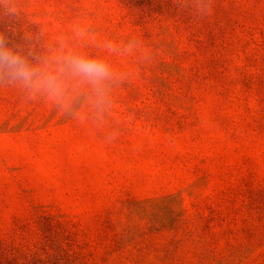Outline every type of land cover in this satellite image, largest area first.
<instances>
[{
	"label": "rangeland",
	"instance_id": "1",
	"mask_svg": "<svg viewBox=\"0 0 264 264\" xmlns=\"http://www.w3.org/2000/svg\"><path fill=\"white\" fill-rule=\"evenodd\" d=\"M14 4L9 46L43 55L63 37L117 80L102 116L86 87L67 110L0 85V236L29 208L62 220L64 252L105 228L101 264H264V0Z\"/></svg>",
	"mask_w": 264,
	"mask_h": 264
},
{
	"label": "clouds",
	"instance_id": "2",
	"mask_svg": "<svg viewBox=\"0 0 264 264\" xmlns=\"http://www.w3.org/2000/svg\"><path fill=\"white\" fill-rule=\"evenodd\" d=\"M211 0H197L196 11L211 15ZM0 15L14 19L18 15L14 0H0ZM76 38L83 39L86 30L75 28ZM130 43L126 51H131ZM108 52L119 49L111 42L105 45ZM117 76L111 65L103 58L89 56L75 50L65 38H60L59 47L48 49L47 54H24L9 46L0 34V85L18 86L30 95H43L59 107L70 110L80 99L78 89L86 87L97 116L110 107V90ZM76 93V95H74Z\"/></svg>",
	"mask_w": 264,
	"mask_h": 264
},
{
	"label": "trees",
	"instance_id": "3",
	"mask_svg": "<svg viewBox=\"0 0 264 264\" xmlns=\"http://www.w3.org/2000/svg\"><path fill=\"white\" fill-rule=\"evenodd\" d=\"M31 210L17 215L7 234L0 236V264H101L115 246L110 233L100 227L95 231L96 246L92 252H64L67 241L64 233L68 230L62 220L52 214L35 216ZM94 222L101 225L106 220L98 216ZM50 231L54 234L49 241ZM88 233L85 231L83 235L86 237ZM78 235L74 233L75 237Z\"/></svg>",
	"mask_w": 264,
	"mask_h": 264
}]
</instances>
